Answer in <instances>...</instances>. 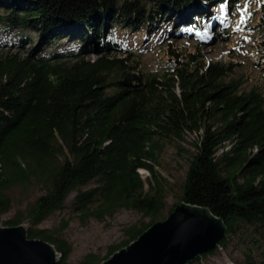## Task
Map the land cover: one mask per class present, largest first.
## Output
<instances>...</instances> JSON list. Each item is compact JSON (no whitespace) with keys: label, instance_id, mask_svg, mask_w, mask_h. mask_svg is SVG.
<instances>
[{"label":"trees","instance_id":"obj_1","mask_svg":"<svg viewBox=\"0 0 264 264\" xmlns=\"http://www.w3.org/2000/svg\"><path fill=\"white\" fill-rule=\"evenodd\" d=\"M231 1L0 0L1 26L33 31L38 47L75 44L46 59L22 51L0 55V188L33 180L43 190L4 224L27 223V237L52 244L55 264H67L69 247L58 232L31 227L74 193L72 210L81 223L122 208L148 217L127 229L121 248L163 217L169 188L155 167L158 155L172 147L187 154L177 202L208 208L225 226L216 247L188 264L233 234L243 237L244 226L253 234L241 238L236 264H264V92L240 89L232 48L226 58L206 59L199 37L186 49L172 38L186 26L213 31V41L227 36L217 12L227 16ZM258 12L256 27L264 28V0ZM118 30L144 43L161 35L158 45L171 66L145 68L140 50L121 45ZM251 46L252 63L264 69V41ZM9 204L1 194L0 215ZM116 250L104 257L87 253L77 264H100Z\"/></svg>","mask_w":264,"mask_h":264},{"label":"rangeland","instance_id":"obj_2","mask_svg":"<svg viewBox=\"0 0 264 264\" xmlns=\"http://www.w3.org/2000/svg\"><path fill=\"white\" fill-rule=\"evenodd\" d=\"M124 0H117L121 3ZM262 0H232L233 7L227 16H224L222 11L217 12L220 24V33L222 30L228 31V35L219 36L218 39L210 40L208 37L215 34L213 31L209 35L196 31L189 26L176 29L173 33L174 46L181 49H186L193 46L195 38L204 40L202 44V53L206 59L214 57L221 59L224 55H228L229 49H233L236 61L240 66H237L233 72V77L241 76L243 83L240 86L242 90H249L250 88H257L264 92V69L255 67L252 63V57L255 54L254 46L251 43L256 41H264V28L256 27V20L258 18L259 2ZM243 27L247 31L240 28ZM219 28V26H218ZM122 32V31H121ZM119 30L116 32V37L123 46L130 45L133 48L140 50V57L142 63L147 69L164 70L170 67L168 56L164 54V49L158 45L161 35L154 36L149 43L142 42L139 36H132L133 34H123ZM216 35V34H215ZM19 37H22V41ZM26 37H31V41L27 42ZM229 38L232 43H227ZM214 39V38H213ZM23 48L21 49V44ZM37 35L33 31L26 29H12L0 25V55L7 52L27 54L30 57L47 58L55 51L70 50L75 46L69 41H60L53 46L45 44L38 47ZM187 46V47H186ZM40 47H42L40 49ZM164 47V46H163ZM88 57H94L90 54ZM223 58H226L223 57ZM264 67V65H263ZM187 154L177 155L172 147L165 148L159 155L155 170L158 175L162 176L164 182L169 188V192L165 195L166 206L162 210L163 217L168 215L167 209L172 204L176 203L181 193V184L184 179V171L187 167ZM140 176L144 178L147 171L139 170ZM40 185L31 180V183H16L6 188H0V195L4 194L9 198L10 209L0 215V225H5L4 221L7 218L13 217L16 211L24 210L26 205L32 202L38 195L42 194ZM71 193L63 201L60 209L50 213L45 219L40 221L37 225L31 227L33 229H43L45 231H57L59 237L66 241L69 247V255L65 262L67 264H77L78 261L87 253H95L99 257L108 255L112 246L119 249L120 243L126 237L127 229L134 226H142L148 221V217L141 216L135 210L122 208L112 213L110 216H105L102 219L86 218L83 223L77 216V212L72 210ZM162 217V218H163ZM62 221L66 222L60 229ZM26 227L25 222L20 223ZM243 237L248 233L253 234L252 228L244 226L241 231ZM233 234L226 241L225 245L219 246L212 253H208L200 258L197 264H236L240 260L242 251L241 238ZM193 264H196L195 262Z\"/></svg>","mask_w":264,"mask_h":264},{"label":"water","instance_id":"obj_3","mask_svg":"<svg viewBox=\"0 0 264 264\" xmlns=\"http://www.w3.org/2000/svg\"><path fill=\"white\" fill-rule=\"evenodd\" d=\"M224 233V222L208 208L181 200L100 264H188L214 249ZM58 256L52 244L27 237L22 224L0 225V264H55Z\"/></svg>","mask_w":264,"mask_h":264},{"label":"clouds","instance_id":"obj_4","mask_svg":"<svg viewBox=\"0 0 264 264\" xmlns=\"http://www.w3.org/2000/svg\"><path fill=\"white\" fill-rule=\"evenodd\" d=\"M208 39H209V37H208ZM200 40H201L202 42H204V40H202V39H200ZM139 170H144V169H141V168H140V169H138V171H139ZM56 253H57V252H56ZM57 254H58V253H57Z\"/></svg>","mask_w":264,"mask_h":264},{"label":"built area","instance_id":"obj_5","mask_svg":"<svg viewBox=\"0 0 264 264\" xmlns=\"http://www.w3.org/2000/svg\"><path fill=\"white\" fill-rule=\"evenodd\" d=\"M59 255V254H58Z\"/></svg>","mask_w":264,"mask_h":264}]
</instances>
